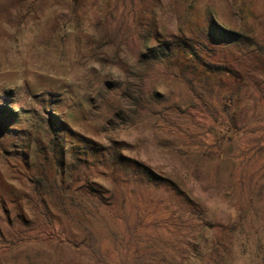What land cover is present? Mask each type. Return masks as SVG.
<instances>
[{
	"label": "rangeland",
	"instance_id": "rangeland-1",
	"mask_svg": "<svg viewBox=\"0 0 264 264\" xmlns=\"http://www.w3.org/2000/svg\"><path fill=\"white\" fill-rule=\"evenodd\" d=\"M0 264H264V0H0Z\"/></svg>",
	"mask_w": 264,
	"mask_h": 264
}]
</instances>
